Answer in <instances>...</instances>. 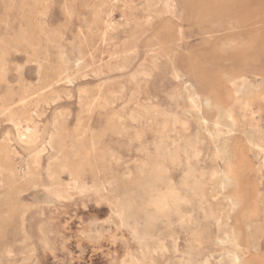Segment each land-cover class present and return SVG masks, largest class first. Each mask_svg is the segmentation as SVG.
I'll return each instance as SVG.
<instances>
[{
  "label": "rangeland",
  "instance_id": "obj_1",
  "mask_svg": "<svg viewBox=\"0 0 264 264\" xmlns=\"http://www.w3.org/2000/svg\"><path fill=\"white\" fill-rule=\"evenodd\" d=\"M0 152V264H264V0H0Z\"/></svg>",
  "mask_w": 264,
  "mask_h": 264
},
{
  "label": "bare ground",
  "instance_id": "obj_2",
  "mask_svg": "<svg viewBox=\"0 0 264 264\" xmlns=\"http://www.w3.org/2000/svg\"><path fill=\"white\" fill-rule=\"evenodd\" d=\"M208 122V121H207ZM222 125V124H221ZM3 141V140H2ZM6 143V142H5ZM1 153V152H0ZM59 159V158H58ZM9 162V161H8ZM159 167V166H158ZM158 167H157V169H158ZM156 168V167H155ZM159 170V169H158ZM159 172V171H158ZM156 173H157V171H156ZM154 174H155V172H154ZM163 174V173H162ZM157 175H158V173H157ZM172 183V182H171ZM156 186V188L154 189L153 187H154V185ZM200 184V183H199ZM202 185V184H201ZM166 187H165V185L163 184V182H162V179H161V177H159V176H155L154 177V179L151 181V182H149V183H146L145 184V187H144V193H146V194H148V198H149V195L150 194H152V192H153V190H156L158 193H159V201L160 202H157L156 203V205H157V207L159 208V210L162 212L164 209H165V207H166V205L168 204V196L166 195L165 196V194H166V189H165ZM155 191V192H156ZM176 192H174V191H171L170 192V196L172 195V194H175ZM150 197H153V195L151 196L150 195ZM152 199V198H151ZM132 200V199H131ZM134 200V199H133ZM132 200V201H133ZM131 201V202H132ZM150 201V200H149ZM151 202V201H150ZM131 204H133V203H131ZM142 205V204H141ZM128 207V206H127ZM127 207L125 208V209H127ZM132 207V206H131ZM133 207H134V205H133ZM164 208V209H163ZM164 212H165V210H164ZM211 213V212H210ZM220 237V236H219ZM229 262V261H228ZM230 263V262H229ZM228 263V264H229Z\"/></svg>",
  "mask_w": 264,
  "mask_h": 264
}]
</instances>
